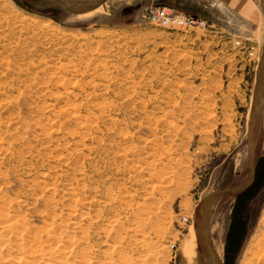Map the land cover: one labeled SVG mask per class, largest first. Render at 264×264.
<instances>
[{
  "label": "rangeland",
  "instance_id": "1",
  "mask_svg": "<svg viewBox=\"0 0 264 264\" xmlns=\"http://www.w3.org/2000/svg\"><path fill=\"white\" fill-rule=\"evenodd\" d=\"M253 1V21L224 25L204 14L237 11L197 0H0V228L10 216L25 244L60 240L68 264H240L264 212V0ZM153 5L208 25L163 28L145 17ZM256 176L234 235L236 195ZM18 236L0 264H17Z\"/></svg>",
  "mask_w": 264,
  "mask_h": 264
},
{
  "label": "bare ground",
  "instance_id": "2",
  "mask_svg": "<svg viewBox=\"0 0 264 264\" xmlns=\"http://www.w3.org/2000/svg\"><path fill=\"white\" fill-rule=\"evenodd\" d=\"M101 6V5H100ZM90 12V11H89ZM42 27H47L48 29H56L58 25L54 23L51 19H46L42 24ZM70 63V62H69ZM67 67V66H65ZM79 71V70H78ZM8 102V101H7ZM103 104V103H102ZM13 116V115H12ZM2 143V142H1ZM5 149V148H4ZM155 174V173H154ZM43 188V187H42ZM150 188V187H149ZM76 193V192H75ZM82 197V196H81ZM153 203V202H152ZM73 206V205H72ZM154 210V209H153ZM151 212V211H150ZM262 216L259 219V227L262 229L261 234L262 236L260 238H256L254 236L251 241L249 246L247 247L244 256L240 262V264H264V212H262ZM72 214V213H71ZM146 214V213H145ZM49 215V214H48ZM56 215V214H55ZM70 215V214H68ZM7 216V215H6ZM67 216V215H66ZM78 216V215H77ZM69 218V217H68ZM15 219V218H14ZM19 219V218H18ZM22 218H20L21 220ZM70 219V218H69ZM16 220V219H15ZM69 221V220H68ZM71 221V220H70ZM145 221V220H144ZM22 222V221H21ZM55 222V221H54ZM59 222V221H58ZM53 223V222H52ZM144 223V222H143ZM18 223L11 221L10 216L9 218H6L5 220L2 221L1 224V232H0V240H1V247L0 250H2L3 245H10V240L13 235H19L18 232L20 230H17V225ZM20 224V223H19ZM23 224V223H22ZM61 224V222H60ZM71 224V222H70ZM79 226V223H77ZM47 225V224H46ZM73 225V224H72ZM138 225V224H137ZM64 227L62 224L60 225ZM22 227V226H21ZM48 227V226H47ZM46 227V228H47ZM51 227V226H50ZM72 227V226H71ZM45 228V227H44ZM51 229V228H50ZM142 229V228H141ZM43 230V229H41ZM120 230V229H119ZM22 231V230H21ZM53 231V229H52ZM81 231V230H80ZM143 232V231H142ZM21 233V232H20ZM25 233V232H24ZM29 233V232H28ZM47 234V233H46ZM111 235V234H110ZM187 235V234H186ZM52 236V235H51ZM81 236V235H80ZM19 237V238H18ZM17 237L18 239V245H22V252L19 255H16L17 250L15 251L16 255V263L17 264H29L30 260L28 257L31 258V256H39L40 259H43L46 264H68L67 262L69 261L68 259L71 258L72 256V250L67 251L64 250L65 246L62 247L60 240L56 241L53 245H49L48 248L44 247L46 244V240H42L40 235H35L33 240H30L31 243L25 244L23 242V239L20 235ZM50 237V236H49ZM64 237V236H63ZM85 237V236H83ZM130 238V237H129ZM138 238V237H137ZM57 239V238H56ZM78 239V238H77ZM76 239V240H77ZM126 240V239H125ZM13 241V239L11 240ZM17 241V240H16ZM127 241V240H126ZM21 242V243H20ZM78 242V241H77ZM27 243V242H26ZM87 243V242H86ZM139 243V242H138ZM151 243V242H150ZM14 244V243H12ZM74 244V242H73ZM141 244V243H140ZM24 245L28 246V249H25ZM75 245V244H74ZM118 246V245H117ZM147 246V245H146ZM4 247V246H3ZM181 254L183 255V258L186 260H190L191 256L195 253V247H196V234L194 231V228L191 227L190 232L188 235L182 240L181 242ZM20 248V247H19ZM64 248V249H63ZM76 250V249H75ZM220 250V249H219ZM19 251V250H18ZM64 252L63 255H61V252ZM27 252V253H26ZM79 252V251H78ZM117 252V251H115ZM14 253V252H13ZM76 253V252H75ZM83 254V253H82ZM61 255V256H60ZM118 255V254H117ZM71 256V257H70ZM90 256V255H89ZM135 256V255H134ZM152 256V255H151ZM84 257V256H83ZM145 257V256H144ZM142 258V257H141ZM82 259V258H81ZM87 259V258H86ZM139 259V258H138ZM150 259V258H149ZM2 260V259H1ZM90 260V259H89ZM145 258L141 259V261L144 262ZM88 261V260H87ZM140 261V259H139ZM4 262V261H3ZM79 262V261H78ZM107 262V261H106ZM123 262V261H121ZM120 262V263H121ZM125 262V261H124ZM31 263V262H30ZM70 263V262H69ZM81 263V262H80ZM129 263V262H128ZM33 264V263H32ZM71 264V263H70ZM83 264V263H81ZM123 264V263H122ZM143 264V263H142Z\"/></svg>",
  "mask_w": 264,
  "mask_h": 264
},
{
  "label": "built area",
  "instance_id": "3",
  "mask_svg": "<svg viewBox=\"0 0 264 264\" xmlns=\"http://www.w3.org/2000/svg\"><path fill=\"white\" fill-rule=\"evenodd\" d=\"M151 22L168 29H189L194 27H206L208 21L202 17L184 14L165 5H153L145 14ZM236 44L242 45L241 40H236ZM254 47L247 48L248 55L258 59L259 54L256 53Z\"/></svg>",
  "mask_w": 264,
  "mask_h": 264
},
{
  "label": "crops",
  "instance_id": "4",
  "mask_svg": "<svg viewBox=\"0 0 264 264\" xmlns=\"http://www.w3.org/2000/svg\"><path fill=\"white\" fill-rule=\"evenodd\" d=\"M162 1H166V0H162ZM199 2H204V3H214V5H222L223 8H226L228 10H233V11H237L238 15H234L232 18L231 16L229 17V19L223 17V18H215L213 19L212 16H210L209 13L204 14L205 17L209 20H214V22H216L217 24H226V21L234 22L235 20L241 21V19L245 20L246 22L248 21H253V16L250 15L249 11L252 10V8L255 7V2L253 0H197ZM212 17V18H211ZM224 21V22H221ZM224 24V25H225Z\"/></svg>",
  "mask_w": 264,
  "mask_h": 264
},
{
  "label": "trees",
  "instance_id": "5",
  "mask_svg": "<svg viewBox=\"0 0 264 264\" xmlns=\"http://www.w3.org/2000/svg\"><path fill=\"white\" fill-rule=\"evenodd\" d=\"M262 163L263 164L260 169L264 171V161H262ZM257 167H258V164L256 166V169ZM257 185H258V176L255 177L253 183L249 187L245 188L244 190H242L236 195V203H235L234 212H233V216L234 217L236 216L235 217L236 220L234 221V225H233L234 235H236L240 231L241 232L243 231V227L240 226L237 222H240L239 220L243 219L246 216L247 206L255 193L254 188ZM231 238H230V246L233 243V241H231L233 240V238L232 239Z\"/></svg>",
  "mask_w": 264,
  "mask_h": 264
},
{
  "label": "water",
  "instance_id": "6",
  "mask_svg": "<svg viewBox=\"0 0 264 264\" xmlns=\"http://www.w3.org/2000/svg\"><path fill=\"white\" fill-rule=\"evenodd\" d=\"M217 264H219V262H217Z\"/></svg>",
  "mask_w": 264,
  "mask_h": 264
}]
</instances>
